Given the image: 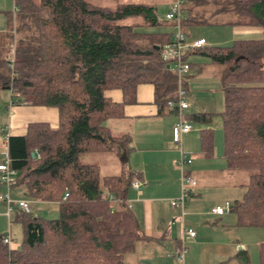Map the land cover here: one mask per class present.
<instances>
[{"label":"trees","instance_id":"trees-1","mask_svg":"<svg viewBox=\"0 0 264 264\" xmlns=\"http://www.w3.org/2000/svg\"><path fill=\"white\" fill-rule=\"evenodd\" d=\"M14 2V62L10 66L7 50L0 87L13 91L14 103L56 107L58 124L32 121L24 134L9 135V165L16 169L14 184L23 186L26 198L58 200L59 211L56 217L43 218L17 210L21 244L11 248L0 234V264H123V253L146 238L126 202L131 182L139 176L128 170L102 175L97 164L82 157L111 147L126 154L130 135L113 134L105 121L124 115V104L136 100L138 84H152L160 111L176 99L177 75L160 56L174 20H160L154 5L146 2ZM181 11L184 32L196 25L262 27L260 38L204 44L186 57L191 67L198 63L189 58L191 53L226 66L220 112L224 155L230 167L249 170L247 189L230 208L236 225L264 227V0H182ZM164 26L169 29H156ZM188 74L182 83L186 92ZM113 88L121 90V101L105 95ZM213 116L196 111L188 118L209 124ZM213 137L211 128L200 130L205 154L212 150ZM109 193L123 201H110ZM242 254L240 264H251ZM257 264H264V242Z\"/></svg>","mask_w":264,"mask_h":264},{"label":"crops","instance_id":"crops-1","mask_svg":"<svg viewBox=\"0 0 264 264\" xmlns=\"http://www.w3.org/2000/svg\"><path fill=\"white\" fill-rule=\"evenodd\" d=\"M170 1L172 0H169L167 4H169ZM16 11H13V13L15 14ZM13 13L7 12V25L0 28L1 61H4L8 45L12 43L9 42V39L12 32L11 19ZM233 26L256 28L243 31L248 38H260L263 35L261 26ZM156 29L158 31L166 30L169 29V26L158 27ZM171 29H174V24L171 25ZM187 29L185 33L189 38L204 37L200 32L195 33L192 31L189 33ZM2 34H4V36H2ZM205 41V45H207L206 38ZM191 54L189 55V58H191ZM194 66L195 65L191 67L190 72L186 77L189 101V106L185 111L187 118L192 112L207 111L205 106L199 105V101H196V95L194 96V93L191 92L190 89L191 86L193 87L195 85V81L191 80ZM105 95L116 102L122 100V92L117 88L107 89ZM14 98H12L8 104L9 112L5 125L6 145L7 137L9 135H22L25 133L26 124L28 122L44 121L52 127L57 126L58 112L56 107L48 105H32L25 102L14 103ZM193 106L196 108H193ZM123 112L124 115L122 117L107 119L105 125L108 126L110 131L115 135H120L122 133H128L130 135L128 149L125 152L126 154H124V151H120L116 147H111L104 151L86 153L82 157V160L84 162L97 164L102 175L119 174L128 170L139 176L138 178L143 182V185L140 189H135L130 186L127 193V200L130 204V209L139 221L143 235L146 237L143 240L147 241L154 238L156 241L160 242L162 239H165L168 233H170L169 229L171 225L174 224V220L183 219L184 214H186V208L189 210L188 215L190 216L199 213L193 207H196L195 200L197 196H201L203 191L207 193L214 190L229 192L240 196L236 199H240L246 191L249 172H247V177L242 179V174L237 170L245 169L232 168L228 165L227 159L224 155V149L222 148V151H219V146L215 143L214 129L217 125L213 126L211 122L209 124L197 123L199 124L198 127L193 126L190 131L184 133L181 137V148L188 156L192 155V160L185 163L183 169L184 172L195 177L196 184L189 187V194L185 197L182 208L178 207V209L184 211L183 214L180 212L178 217H172V214L170 213L169 217V214L163 212L162 207L167 201H169L170 204V200L180 194L181 169L177 164V160L180 156V147L174 143L171 131L172 124L177 119L176 108L166 105L160 111L154 101L152 84L141 83L136 87V100L124 104ZM190 122L196 124L191 120ZM202 128H211L214 132L213 147L208 154L204 153L200 143V130ZM95 158H99V160H96ZM101 158L107 163L105 167H102ZM223 159L225 160V164ZM136 177L137 176H135V178ZM2 187L3 186L0 183V188ZM10 192L14 198H26L23 194V186L20 184L12 185ZM26 199L29 200V203L32 202V199ZM225 201L229 202V206H226L222 213H214L211 209L210 213L221 219V216L225 213V209L231 211L230 207L233 203L232 199L229 198H226ZM32 204H42L45 207H49V210L52 212L59 211L58 200H33ZM219 204L220 203H215L211 208L214 205ZM170 206L174 207L171 204ZM17 210L19 209H15L14 213L9 218L6 215L5 205L0 200V234H3L5 227L8 226L7 233H10L11 237V242L8 245L11 248H17L19 243L17 242L18 238L16 236L21 229V224L19 221L15 220ZM4 215L6 216V219L4 218ZM13 215L14 219H12ZM166 218L169 219L165 222ZM5 220H7V225ZM233 223L235 226H239L236 225V219ZM224 225L225 224L223 223L221 226L222 229L225 228ZM183 227L184 226H181V237H175L174 246L177 245L180 239H183L185 243H194V245H198L199 240L195 239L198 232L195 230L196 233L194 237L189 238L183 234ZM189 227L194 228L192 225H189ZM218 242L220 248H223L224 251H227V249L233 246V240L231 239V241H229L227 237L217 239L216 244ZM235 242L234 245L240 243L239 240H236ZM258 248L259 245L255 246L252 248L253 250L251 251V254H249L248 251L244 249V245L241 244L239 251L235 253L232 252L229 254V257L238 258V255L245 251V253L248 256L250 255V258L252 259L251 264H257Z\"/></svg>","mask_w":264,"mask_h":264},{"label":"rangeland","instance_id":"rangeland-1","mask_svg":"<svg viewBox=\"0 0 264 264\" xmlns=\"http://www.w3.org/2000/svg\"><path fill=\"white\" fill-rule=\"evenodd\" d=\"M94 4L114 6L117 2H146L153 4L155 11L160 20H165V14L170 8V4H167L169 0H89ZM15 11L14 0H0V28L7 25V12ZM16 13L12 14L11 24L12 32L16 34L15 29L17 25ZM193 29V30H192ZM248 28L246 26H233L230 24L222 25H199L192 26L187 29L189 33L192 31L195 33L200 32L206 39L207 45H227L230 44L234 39L237 38H248L246 33ZM4 36V34H2ZM191 38V37H190ZM15 39H9V42H13ZM9 48V47H8ZM3 55V53H2ZM191 60L198 61L194 66L193 76L191 80L195 81V85L190 87L191 92L196 95L200 106H205L207 111L214 113L211 124L217 127L214 129L215 132V143L219 146V151L223 148V135L221 128V117L220 112L224 107V93L221 89L220 76L224 73L226 66L224 64H214L209 62V58L204 54H191ZM0 58V75L5 74V67L3 61ZM13 91L7 87H0V161L6 158L7 145H6V121L8 119V104L12 98H14ZM192 108V107H191ZM190 108V109H191ZM193 108H196L193 106ZM192 110V109H191ZM192 124V127H198L199 124ZM192 158V155H189ZM89 159V158H88ZM99 160V158H95ZM102 167H105L107 163L101 158ZM225 164V160L223 159ZM226 167V166H225ZM116 170V169H114ZM113 170V171H114ZM240 171L243 178L247 177L249 170H237ZM193 177V176H192ZM195 179V177H193ZM196 180V179H195ZM215 191V190H214ZM211 191L209 193L202 192L201 196H197L195 200V206L193 207L199 213L188 215L189 210L186 208V214L183 219L174 220V224L171 225L168 235L165 239L160 242L156 239L143 240L137 239L134 242V247L131 251L123 253V264H240L243 259V254H239L238 258L229 257L232 252H238L241 244L244 245V249L251 254L255 246H258L261 242H264V227L261 226H235L233 223L236 219L235 214L232 211L225 209L224 215L221 219L210 213L211 206L215 203L224 205L225 199L229 198L234 201L239 198V195L231 194L229 192H223L220 190ZM10 192V191H9ZM5 193V188H0V194ZM11 198H14L11 194ZM33 200L30 202L31 212L36 215H40L43 218H53L58 216V212L50 211L49 207H45L42 204L33 205ZM216 206V205H214ZM165 214H172V217H178L181 210L178 207H171L169 201L162 207ZM193 209V210H194ZM188 210V211H187ZM201 212V213H200ZM6 219V216L4 215ZM14 219V215L12 217ZM169 218L165 219V222ZM172 220V218H171ZM183 222V224H182ZM7 225V220H5ZM225 224V228H221L222 224ZM194 226L198 232L196 240H199L198 245L194 243H185L186 251L183 258H178L175 254L174 240L175 237H181V226L189 227ZM8 231V226L5 227L4 233ZM176 234V235H175ZM18 247L22 240V229L16 236ZM227 237L229 241L233 240V246L227 251L220 248L219 242L216 244L217 239ZM239 240L236 245L234 242ZM236 243V242H235ZM249 257L250 263L252 259Z\"/></svg>","mask_w":264,"mask_h":264},{"label":"built area","instance_id":"built-area-1","mask_svg":"<svg viewBox=\"0 0 264 264\" xmlns=\"http://www.w3.org/2000/svg\"><path fill=\"white\" fill-rule=\"evenodd\" d=\"M182 0H173L170 4V8L167 10L165 17L174 20V29L171 37L164 41L160 47L161 59L169 65V67L176 73L178 78L177 97L176 99L168 100L167 105L176 108L177 119L172 124V139L180 147V156L177 160V164L181 169L180 177V194L170 200V204L174 207L182 208L185 197L189 194V187L196 184V180L188 173L184 172L183 166L192 160L181 148V137L184 133L192 129V124L186 116V109L189 106L188 95L186 89L183 87V79L190 72V63L186 57V53L194 48L203 46L206 41L204 37L189 38L184 30L181 28L180 20L182 17L181 11ZM17 8L15 7V11ZM15 42L8 48L7 60L10 62V66L14 62V49ZM17 171L9 165V157L6 154V158L0 161V183L5 188V193L0 194V200L4 203L6 208V215L10 218L15 209H20L24 212H30V203L26 198L13 199L10 195V188L16 181ZM143 182L139 178H134L131 182V186L135 189H140ZM68 195L65 191L63 198ZM107 198L116 203L123 201L121 197L109 193ZM128 203V200L126 199ZM130 206V204L128 203ZM229 206V202L225 201L224 205H216L211 208L214 213H222L224 208ZM181 210V214H183ZM196 231L192 227H183V234L189 238H193ZM3 241L10 244V233L3 234ZM186 251V244L183 239L175 246V254L178 258H183Z\"/></svg>","mask_w":264,"mask_h":264},{"label":"water","instance_id":"water-1","mask_svg":"<svg viewBox=\"0 0 264 264\" xmlns=\"http://www.w3.org/2000/svg\"><path fill=\"white\" fill-rule=\"evenodd\" d=\"M167 67H168V65H167Z\"/></svg>","mask_w":264,"mask_h":264}]
</instances>
